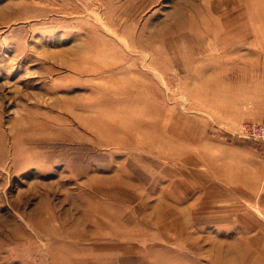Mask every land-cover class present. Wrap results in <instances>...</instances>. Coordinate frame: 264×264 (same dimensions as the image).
Listing matches in <instances>:
<instances>
[{
	"label": "rangeland",
	"instance_id": "1",
	"mask_svg": "<svg viewBox=\"0 0 264 264\" xmlns=\"http://www.w3.org/2000/svg\"><path fill=\"white\" fill-rule=\"evenodd\" d=\"M246 8L0 0V264H264V143L237 134L264 119ZM217 14L243 28L226 54Z\"/></svg>",
	"mask_w": 264,
	"mask_h": 264
},
{
	"label": "bare ground",
	"instance_id": "2",
	"mask_svg": "<svg viewBox=\"0 0 264 264\" xmlns=\"http://www.w3.org/2000/svg\"><path fill=\"white\" fill-rule=\"evenodd\" d=\"M245 6L246 9H254V10H263L262 17H264V0H241ZM241 14V13H240ZM222 15H215L214 16V25H213V30H214V48H222V54L225 53L226 49V44L230 43L231 36H242V30L243 28L237 29L236 33L233 34L234 32L231 30V28L228 29L227 24L223 19H221ZM225 19V18H224ZM221 51V50H220ZM226 54V53H225ZM247 256V255H246ZM241 258V255H240ZM246 261V260H245Z\"/></svg>",
	"mask_w": 264,
	"mask_h": 264
},
{
	"label": "built area",
	"instance_id": "3",
	"mask_svg": "<svg viewBox=\"0 0 264 264\" xmlns=\"http://www.w3.org/2000/svg\"><path fill=\"white\" fill-rule=\"evenodd\" d=\"M238 136L264 143V119L244 121L238 127Z\"/></svg>",
	"mask_w": 264,
	"mask_h": 264
}]
</instances>
